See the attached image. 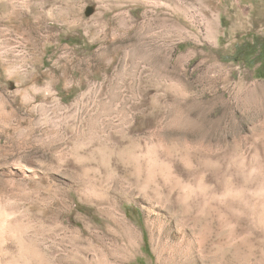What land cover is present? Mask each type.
<instances>
[{
    "label": "rangeland",
    "instance_id": "374dc122",
    "mask_svg": "<svg viewBox=\"0 0 264 264\" xmlns=\"http://www.w3.org/2000/svg\"><path fill=\"white\" fill-rule=\"evenodd\" d=\"M264 0H0V264H264Z\"/></svg>",
    "mask_w": 264,
    "mask_h": 264
},
{
    "label": "trees",
    "instance_id": "16d2710c",
    "mask_svg": "<svg viewBox=\"0 0 264 264\" xmlns=\"http://www.w3.org/2000/svg\"><path fill=\"white\" fill-rule=\"evenodd\" d=\"M249 55L258 54V57L260 58L261 65L258 69V75L259 77L264 76V40L262 41H256L253 45L250 46Z\"/></svg>",
    "mask_w": 264,
    "mask_h": 264
}]
</instances>
